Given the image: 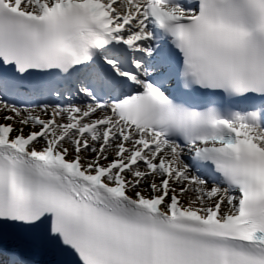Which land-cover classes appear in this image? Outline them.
I'll use <instances>...</instances> for the list:
<instances>
[{
  "label": "snow or ice",
  "instance_id": "obj_1",
  "mask_svg": "<svg viewBox=\"0 0 264 264\" xmlns=\"http://www.w3.org/2000/svg\"><path fill=\"white\" fill-rule=\"evenodd\" d=\"M264 264V0H0V264Z\"/></svg>",
  "mask_w": 264,
  "mask_h": 264
}]
</instances>
